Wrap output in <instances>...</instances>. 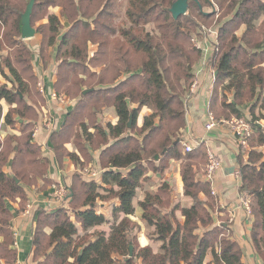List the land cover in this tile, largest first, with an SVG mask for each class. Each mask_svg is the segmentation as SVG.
I'll list each match as a JSON object with an SVG mask.
<instances>
[{
	"label": "trees",
	"instance_id": "obj_1",
	"mask_svg": "<svg viewBox=\"0 0 264 264\" xmlns=\"http://www.w3.org/2000/svg\"><path fill=\"white\" fill-rule=\"evenodd\" d=\"M175 1L35 0L32 27L36 8L46 11L59 8L60 17L69 24L61 35L59 17L49 13L45 22L35 29L40 37L41 62L48 63L51 50L55 52L58 64L55 92L66 97L74 96L75 91V96L81 95L66 122L76 111L102 118L105 107L112 108L118 120L115 125L104 126L95 120L96 137L84 123L81 125L89 145L99 137L97 149L105 147L99 157L104 171L99 182L83 181L75 176L67 204L55 212L39 213L32 240V264H115L116 257H122L123 264H137L138 260L139 264H243L229 220L215 224L213 214L221 210L216 207L209 183L196 178L207 162L205 149L199 145L183 154L180 131L185 125L184 101L195 81L193 67L202 56L194 41H199L205 32L203 24L216 17V13L203 11L213 2L222 15L216 21V39L206 63L218 72L209 111L216 119L244 118L240 108L251 103L249 117L254 116L257 106L264 113V0L189 1L186 15L176 20L169 12ZM26 5L25 2L20 8L16 0H0V52L8 54L0 56V74L4 75L6 70L12 85V89L0 87V101L9 106L4 117L0 107V121L2 118L4 126L10 129L18 124L15 116L24 120L19 125L22 129L32 126L26 124L31 120L25 118L32 107L24 99H32L31 83L38 82L32 68V53L20 40L21 15ZM118 19L122 20L116 25ZM7 27L10 30L4 34ZM90 45L96 46L92 56ZM96 68L102 70L94 72ZM122 75L128 76L120 81ZM95 77L97 82L85 88ZM216 87L221 91L219 107ZM90 89L93 90L82 95ZM142 107L150 109L152 114L137 128ZM64 127L66 123L51 138L60 162L73 156L71 153L66 156L62 145L57 146L54 141L63 135ZM253 130L248 140L249 152L245 156L239 153L237 157L238 194L250 199L251 245L255 256L264 258V161L262 154L253 149L264 146V130L257 123ZM24 131H19L18 137L7 135L0 140V260L5 264H15L16 255L11 231L13 216L6 201L19 199L25 209L27 200L22 186H32L38 179H45L49 166L47 158L38 156L41 150L32 143V132L21 141ZM164 149L167 151L162 154ZM156 155L160 156L158 161H154ZM170 160L180 162L183 194L191 204L172 205L168 183L160 184L154 193H145L138 203L141 220L153 229L152 239L158 244L159 252L149 246H138L135 254L134 246L133 256L129 258L128 236L133 222L128 217L134 214L132 200L149 171L154 176L163 175ZM7 165L11 175L4 170ZM114 198L119 206L113 209L108 232L92 233L108 223L96 211L98 202ZM79 201L80 207L73 209L71 205Z\"/></svg>",
	"mask_w": 264,
	"mask_h": 264
},
{
	"label": "crops",
	"instance_id": "obj_2",
	"mask_svg": "<svg viewBox=\"0 0 264 264\" xmlns=\"http://www.w3.org/2000/svg\"><path fill=\"white\" fill-rule=\"evenodd\" d=\"M50 14H55L59 17L61 26V35L69 28V24L65 18L60 17L59 8L51 7L48 9ZM35 30V29H34ZM205 39L195 40L199 48L202 50V56L198 62L193 67V75L196 82V88L194 93L184 101L185 106V125L184 128L180 131V143H186L193 149H196L200 146H203L206 150H210L221 162V169L216 173L210 189L214 191L216 207H219L221 213L215 212L216 216H221L227 214L229 216L230 224L229 228L232 232L234 240L240 247L241 250V259L243 264H258L255 260L256 256L253 252L250 238L251 231V218H247L246 214L240 203V196L238 190L240 188V179L238 177V167H237V157L239 153L242 154L240 148L237 145L236 140L233 138L230 130L224 126H219L212 132H206L204 129V124L206 120V115L209 110V103L212 99L213 85L216 77V71H213L212 68L207 67V60L211 57V45L215 42L216 39V30L210 29ZM212 32L214 37H212ZM210 34V35H209ZM36 35V34H35ZM35 37V36H34ZM33 37V38H34ZM28 49L32 53V68L35 76L37 77V87L38 84L43 85L45 88V94H34L35 98H40L44 102V106L40 109L41 113H37V118L35 121L27 122L30 123L33 127L32 134V143L39 146L43 156L47 158L49 162L48 171L45 179H38L37 183L32 186H22L26 195L27 205L34 203L33 208L28 215H24L25 209L24 206L20 204L19 199L15 202L6 201V207L10 210L13 218L11 220V231L13 235V249L15 250V264H19L25 261H32L33 256V233L35 229V224L39 213L42 211L45 212H55L61 207L52 203V194L55 190V187L59 182L66 184L70 187L72 184L73 178L75 176L80 177L81 174H75L71 176L72 169H74L73 163L66 157L61 159V162L58 161V157L52 148L51 138L53 134H58L61 132L67 116L74 108V100H70L68 97H64L66 100L64 103L55 102L49 99V93L55 92L54 85L56 83V71H57V62L55 60V52L51 50V59L48 63L43 64L38 55V50L40 46V38L38 35L34 40H22ZM96 51V46H89L90 56ZM205 51H207L205 53ZM6 51L0 52V56H6ZM102 68H96L94 72H100ZM93 71V70H92ZM128 75H122L119 79L123 81L127 78ZM6 86L8 89H12L11 78L6 70H4V75L0 74V87ZM93 90V89H90ZM86 91V90H84ZM83 91V92H84ZM39 92V91H38ZM82 92V93H83ZM56 93V92H55ZM83 95V94H82ZM25 101L29 102V98L25 97ZM33 108V105L29 104ZM252 104H246L240 108L243 116L248 118L249 110ZM0 107L2 109V117L8 112L9 106L1 100ZM132 108H135L133 106ZM36 109L37 108H33ZM152 114V111L146 107H142L139 111L136 126L140 128L143 123V119ZM43 119L45 122L47 120L51 121L52 125L47 129L46 123L44 125ZM40 118V120H38ZM245 118V119H246ZM15 121L18 122V125L24 123V120H20L16 116L14 117ZM104 125L111 124L115 125L117 123V117L112 108L103 109L102 118ZM38 120V122H37ZM259 126L264 130V125ZM3 132V133H2ZM7 135L20 136L19 130L10 129L9 127L4 126L3 119L0 121V140H2ZM105 147H101L99 150H96L94 154L91 155L93 158L94 167H98V173L93 179L96 182L100 181L101 174L104 171L100 167L99 157L101 152ZM258 153L262 154V161H264V146H255L253 148ZM15 150H17L15 148ZM248 148V152H249ZM245 156L246 154H242ZM89 164L88 166H92ZM169 169L172 168V172L165 171L163 175L156 174L155 176L151 171L144 177V180L153 179L151 188L148 191L143 193L136 191L135 197L132 200V207L134 209V214L128 218L136 224L138 227L143 223L141 220V210L138 207V203L143 200L145 193H154L157 187L162 183H168L170 186V195L172 205L180 203L181 206H189L190 200L186 199L183 194V184L179 174L180 162L170 160ZM173 165H175L173 167ZM205 165L201 166V171L196 174L198 180H203L202 174L204 173ZM7 175H11L10 165H7L4 168ZM125 172V171H124ZM202 177V178H201ZM81 178V177H80ZM83 181H92V178L86 175V179L82 178ZM116 190V187H113ZM70 190V189H69ZM70 192V191H69ZM67 202L63 205L65 206ZM26 205V206H27ZM62 206V207H63ZM119 206L117 199H112L107 202H98L96 211L98 214L104 215L107 224H104L96 229H101L103 232H108L110 222L112 220L113 209ZM26 208V207H25ZM24 209V210H23ZM213 216L215 217V215ZM73 219V217H71ZM217 218V217H216ZM215 219V218H214ZM218 219V218H217ZM183 221V219H181ZM146 226V225H145ZM147 227V226H146ZM152 229V228H151ZM95 230V229H93ZM153 231V229H152ZM138 244L140 248L152 247L150 246V240L146 238L145 235L138 236ZM0 242L2 239L0 238ZM154 248V247H152ZM154 250V249H153ZM158 250V246H157ZM157 252V251H154ZM137 262L140 263V260ZM138 263V264H139ZM0 264H5L3 260H0Z\"/></svg>",
	"mask_w": 264,
	"mask_h": 264
},
{
	"label": "rangeland",
	"instance_id": "obj_3",
	"mask_svg": "<svg viewBox=\"0 0 264 264\" xmlns=\"http://www.w3.org/2000/svg\"><path fill=\"white\" fill-rule=\"evenodd\" d=\"M211 2H213V0H210ZM29 2V0H16V3L19 4L22 8V6ZM219 6H217V4L215 5L214 2H213V5H211L210 7L207 6L203 9V11L205 13H208V14H213V13H216V17L213 18L212 21H209L208 23H204V29H205V32H203V34H201V39H205V37H207V34L209 32H207V30H210L211 28L213 29H216L217 30V25H216V21L217 20H220L221 18V15H222V11L220 12ZM49 14V10L46 11L45 9L43 8H36L34 10V14L32 16V25H33V28L36 29L38 26H40L43 22H45L46 20V17L47 15ZM230 16V15H229ZM230 18V17H229ZM226 19V18H225ZM225 19H223L221 22H223ZM122 19H118L117 21H115L116 25H118V22H120ZM260 25V23L258 24ZM257 25V26H258ZM10 30V27H7L5 30H4V34L7 33L8 31ZM210 35V34H209ZM37 35H35L34 38L32 39H29V40H34L36 38ZM39 37V36H38ZM212 37H214V34L212 32ZM40 38V37H39ZM200 39V41H201ZM27 42V40L25 41ZM195 42V41H194ZM5 55H8L7 53H5ZM62 73V72H61ZM60 73V74H61ZM98 80V77H95L94 80H91L88 82V84H86L84 87H88V86H93ZM34 83H31V88L30 90L34 92V94L37 93V95L39 96L41 93L38 92V87L37 85H35V88H34ZM34 88V89H33ZM220 89L218 87L215 88V94H218V97H217V106L219 107V102H220ZM29 93V92H28ZM40 93V94H39ZM33 94V95H34ZM42 95V94H41ZM76 95V91H75V94L74 96L70 95L68 98L70 100H74V107L77 105L78 101L80 100L81 98V95H78V96H75ZM66 97V96H64ZM230 98V96H229ZM29 104L33 105V108H37V112H36V109H33L32 108V111L31 112H26V115H25V118L27 120H31L32 122L36 120L37 118V113H41L40 109L44 106V102L40 99V98H35V96L32 97V99L29 101ZM19 108H22V107H19ZM105 112L107 111V109H110L108 107H105ZM221 111V110H220ZM219 111V112H220ZM100 112L99 110L96 111V114ZM217 112V111H216ZM42 114V113H41ZM95 114V115H96ZM94 115V116H95ZM219 116V115H218ZM246 118V117H244ZM219 119H226V117L224 116H221L219 117ZM247 120H250L251 122H255L257 124H262L264 125V113H261L258 109V106L255 108V113H254V116H248V118H246ZM38 120H40V118H38ZM37 120V122H38ZM42 120H43V117H42ZM95 120H97L99 122V124H102V126H104V121L101 119V118H97L96 119L92 116V115H89L88 112L86 111H82V112H78L76 111L69 119L66 123V127H64V130L62 132L63 135H61L59 138H56L54 139L55 143L57 144V146L59 145H62L60 147H62L64 150H65V153H66V156H68L67 154L68 153H71L73 154L72 157H66L68 158L72 163L73 165L75 166L74 169H72V173L71 176L75 175V174H81L80 177L81 178H85L86 179V175L91 177L92 174L94 173H98V167H94V165H92L93 163V158L91 157L92 154H94V151H91V149H97L99 147V143L100 142V138H96V142L92 145H89L86 141H87V137L84 135V133L81 131V125L84 123L85 126L87 127L88 131L92 133L93 136L96 137V131L94 130L93 128V125L96 123ZM16 129L19 130V131H22V130H25L24 133H23V138L21 141H24L26 136L32 132L33 134V127L32 126H29L27 128H24L22 129L21 126H19L18 124H16ZM3 133V132H2ZM32 136V135H31ZM90 146H88L87 144ZM99 150V149H97ZM181 152L183 154H185L184 152V149H183V146L181 144V148H180ZM39 157L43 156V152H40V155H38ZM57 156H60L58 153H57ZM33 158H36V157H33ZM205 161V160H203ZM199 163H203V162H199ZM205 163V162H204ZM89 164H91L92 166H88ZM206 164V163H205ZM175 165H173L174 167ZM150 168V167H149ZM167 172H172V168H168L166 170ZM204 177V176H203ZM95 177H93L94 179ZM202 178V177H201ZM92 179V180H93ZM153 179H149V181H147V179L145 181H143L141 183V185L139 186V189H138V192H141L143 193L144 191H148L150 188H151V185L153 183ZM79 186V184H78ZM77 194H79L80 190L79 188L77 187V190H76ZM249 199V198H248ZM80 200V199H79ZM250 200V199H249ZM251 202V201H250ZM81 205V201L79 202H75L71 205V207L73 209H76V208H79ZM97 208V207H96ZM215 215V214H214ZM218 219H217V218ZM215 224H221L224 219H227L229 220V216L227 214H223L221 216H216L215 215ZM132 222V221H131ZM253 222V218L251 217V223ZM230 223V220L229 222ZM133 224V229L130 231L129 233V238H130V241L132 243V246H133V252H134V246H135V254L137 253L138 251V236H142V235H145L146 238L148 240H150V246L154 247V251H157V246L158 244H155L153 242V239H152V229L151 228H148L146 227L145 225L143 226V223L141 225H139L138 227L136 226L135 223H132ZM101 229H95V230H92L91 232L94 233V232H100ZM228 235H224V237H227ZM220 239L223 238V237H219ZM257 257L255 258V260L258 262V264H264V258H260L258 255H256ZM40 258V257H39ZM38 260H41V258ZM123 258L122 257H116V260H115V264H123ZM37 261V260H36ZM42 261V260H41ZM45 262V261H44ZM139 262H137L138 264Z\"/></svg>",
	"mask_w": 264,
	"mask_h": 264
},
{
	"label": "built area",
	"instance_id": "obj_4",
	"mask_svg": "<svg viewBox=\"0 0 264 264\" xmlns=\"http://www.w3.org/2000/svg\"><path fill=\"white\" fill-rule=\"evenodd\" d=\"M194 46L199 49V46L196 42L194 43ZM206 52L207 51H205V53ZM195 88H196V82H193L189 87L187 98H189L194 93ZM38 90L41 94H45V88L43 87V85L38 84ZM48 96L50 100L59 103H64V101L66 100L64 97L58 95L55 92H50ZM43 123L44 125L46 123L47 129L50 128L51 125L53 126L52 122L49 120L45 122V120L43 119ZM254 125L255 123H252L249 120L242 117L241 118L234 117L231 119H216L215 116L208 110L204 124V129L206 132H212L219 126H224L228 128L233 138L236 140L237 145L240 148L242 154H246L249 148L248 140L253 135ZM53 129L54 126L52 127L51 131ZM182 146L185 153H189L193 149L186 143H183ZM206 157H207V162L205 164L203 180L208 182L209 185H211L216 173L221 169L222 165L221 162L218 160V158L208 149L206 150ZM96 176H97L96 173H94L92 174L91 178L93 179V177ZM211 195L212 196L215 195L213 190H211ZM68 198H69L68 187L66 186V184L59 182V184L55 187V190L53 191L52 203L59 207H62L67 202ZM240 203L246 214V217L251 218L252 211L249 204V200L247 198L240 196ZM33 205L34 203H30L26 206L24 215H28L31 211H33L32 210ZM19 264H32V262L28 260L25 262H21Z\"/></svg>",
	"mask_w": 264,
	"mask_h": 264
},
{
	"label": "water",
	"instance_id": "obj_5",
	"mask_svg": "<svg viewBox=\"0 0 264 264\" xmlns=\"http://www.w3.org/2000/svg\"><path fill=\"white\" fill-rule=\"evenodd\" d=\"M189 1H195L196 0H177L175 1L171 8L169 9L170 14L172 15L173 19H178L181 16L186 15L187 10H188V3ZM34 3L35 0H29V2L26 5L25 11L24 13L21 15V29H20V33H21V39L22 40H29L32 39L35 36V30L34 28L31 26V14H32V10L34 7ZM218 72L216 71V74ZM92 90H86L84 91L82 94L85 95L86 93L91 92ZM21 97V96H20ZM131 119V116H130ZM131 126V120L128 123V127ZM179 141L177 140L176 142H174V144H177ZM166 149H164L162 151V154L166 153ZM160 159L159 155H156L154 157V161H158ZM71 197V194L69 195V198ZM94 207V206H92ZM128 250H129V258H132L133 256V246H132V242L129 241L128 242Z\"/></svg>",
	"mask_w": 264,
	"mask_h": 264
}]
</instances>
